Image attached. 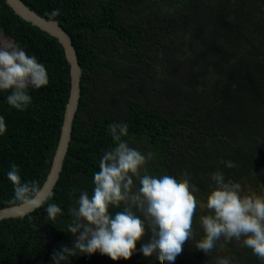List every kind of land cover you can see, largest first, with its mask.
<instances>
[{"label":"trees","instance_id":"obj_1","mask_svg":"<svg viewBox=\"0 0 264 264\" xmlns=\"http://www.w3.org/2000/svg\"><path fill=\"white\" fill-rule=\"evenodd\" d=\"M23 1L42 16L59 20L72 36L83 68L82 94L54 190L36 211L0 221V264H54L52 253L72 245L74 236L66 232L71 223L68 209L76 205L81 192L93 194L99 161L116 144L108 125L120 122L128 125L123 139L131 147L153 153L146 164L149 174L179 179L187 172L190 185L199 189L194 193L198 200L195 240L187 241L168 264H215L217 256L231 258L232 264H262L242 240L228 242L221 237L209 255L196 249L195 242L204 235L199 219L208 214L206 197L215 186L213 172H223L226 180L240 183L245 191L251 187L259 191L264 185V0ZM53 10H59V15H48ZM1 32L45 65L49 83L28 89L32 102L24 110L8 104L11 90L0 91V116L6 124V132L0 135V209L10 207L7 201L14 196L7 177L11 164L19 167L23 182L35 180L43 186L46 181L71 89L70 64L62 43L22 19L6 0H0ZM116 44L124 46L123 51L116 52ZM151 47L161 58H152ZM153 61L159 72L166 73L158 87L147 85V78L139 73ZM181 72L186 85L178 106L169 97L162 109H143L129 102L124 119L99 115L88 124V79L100 82L106 77L109 83H104L114 90L118 81L133 75L144 81L145 91L157 88L162 97L163 92L168 95L163 83ZM108 92L112 100L101 101L103 110L116 103L112 89ZM229 160L236 167L220 163ZM50 203L62 209L55 223L47 219ZM122 207L110 211L114 214ZM149 236L137 242L130 259L114 261L99 252H77L65 264H161L155 255L145 257L139 251Z\"/></svg>","mask_w":264,"mask_h":264},{"label":"clouds","instance_id":"obj_2","mask_svg":"<svg viewBox=\"0 0 264 264\" xmlns=\"http://www.w3.org/2000/svg\"><path fill=\"white\" fill-rule=\"evenodd\" d=\"M48 15L57 16L59 10ZM48 83L44 64L14 42L0 39V91L11 90L6 97L9 105L17 110L26 109L32 102L28 89H39ZM108 131L116 144L99 161V171L93 177V194L81 192L76 205L68 209L71 223L66 232L74 240L71 246L62 245L52 253L54 264H65L77 252H99L114 261L127 260L136 251L137 242L149 234L139 251L145 257L155 255L161 264L174 262L183 245L195 240L193 223L198 200L194 193L199 189L190 185L187 172L179 179L169 174H149L146 164L153 153H142L123 139L129 132L127 123H110ZM5 132V119L0 116V135ZM220 163L236 167L231 160ZM7 177L14 190L13 198L7 201L9 205L39 208L45 203L41 183L23 182L15 163ZM211 180L215 186L206 197L208 214L199 219L204 235L195 242V248L209 255L221 237L228 242L242 240L243 246L250 248L264 264V194L246 192L240 183L226 180L221 171L213 172ZM121 206L122 210L114 214L110 211ZM46 213L47 219L55 223L62 209L50 203ZM215 264L232 261L217 256Z\"/></svg>","mask_w":264,"mask_h":264},{"label":"water","instance_id":"obj_3","mask_svg":"<svg viewBox=\"0 0 264 264\" xmlns=\"http://www.w3.org/2000/svg\"><path fill=\"white\" fill-rule=\"evenodd\" d=\"M6 2L22 19L58 38L65 49L66 57L70 64L71 89L64 114L61 136L55 156L53 158L50 172L42 186V199L46 201L60 179L61 172L64 168L65 159L68 155L70 143L72 141L74 122L79 110L82 94L83 68L80 64L79 54L73 38L61 25L59 20L42 16L30 6H28L23 0H6ZM37 209L38 208L29 207L27 205H17L2 208L0 209V221L11 217H25Z\"/></svg>","mask_w":264,"mask_h":264},{"label":"rangeland","instance_id":"obj_4","mask_svg":"<svg viewBox=\"0 0 264 264\" xmlns=\"http://www.w3.org/2000/svg\"><path fill=\"white\" fill-rule=\"evenodd\" d=\"M7 39L11 42H14V39L6 35L5 33H0V39ZM124 46L120 44H116L115 51L120 52L123 51ZM183 51V50H182ZM181 51V52H182ZM179 50V53H181ZM150 54L152 58L158 60L161 58L157 56L156 49L154 47L150 48ZM143 60V59H142ZM146 61V60H143ZM147 62V61H146ZM160 70L155 66L154 61L153 64L145 65L143 69L139 73L147 78L148 84L153 87H158L159 83L166 78V73L159 72ZM102 80L94 82V80L88 79L87 83L90 86L89 98L91 100V104L88 108L86 118L88 124L90 121L99 116V115H110L113 116L116 120H122L126 116L125 104L129 102L138 103L141 105L143 109L157 108L162 109L166 102L165 98L169 97V101L171 104H178L179 93L184 90L186 85V77L182 76L181 73H177L174 76L173 80H170L168 83H163L167 85L163 90L168 91L164 95V92L158 93L157 88H152L149 91L144 90V81L141 79H137L136 76L128 75L118 81L116 89L107 84L109 81H105L106 77L101 78ZM107 82V83H104ZM105 84V85H104ZM172 85V86H171ZM112 89V93L115 95V102L111 104V106L107 110H103V102L106 104L112 97H109L108 89ZM146 88V87H145ZM104 99V100H103ZM103 100V101H102ZM114 100V99H113ZM102 101V104H101ZM122 102V103H121ZM246 192L252 193L255 192L257 194H264V185L259 188V191H256L255 188L251 187L246 190ZM240 242V241H239Z\"/></svg>","mask_w":264,"mask_h":264}]
</instances>
